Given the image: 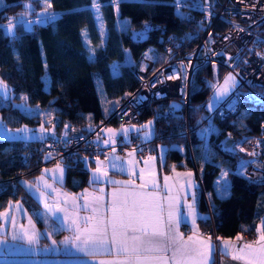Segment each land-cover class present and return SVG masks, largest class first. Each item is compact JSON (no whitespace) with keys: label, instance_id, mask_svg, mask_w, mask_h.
Wrapping results in <instances>:
<instances>
[{"label":"trees","instance_id":"trees-1","mask_svg":"<svg viewBox=\"0 0 264 264\" xmlns=\"http://www.w3.org/2000/svg\"><path fill=\"white\" fill-rule=\"evenodd\" d=\"M193 1L119 0L113 3L98 0L101 36L93 0H0V78L6 82L9 92L6 97L0 96V118L10 127L36 126L42 122L40 117L27 112L49 106L55 112L56 120L51 125L55 131L63 129L65 124L85 129L109 114L107 124H119L113 110H108L137 86L139 80L133 66L141 53L155 59L163 57V43L157 38L158 33H174L176 47L181 49L193 46L202 36L199 14L194 11L193 16L188 15ZM205 1L218 6L216 0ZM45 2L50 4V9L58 10L52 14L54 19L45 18L42 22L26 19L39 12ZM22 17L25 21H19ZM146 20L154 24L143 27ZM10 24L14 29L11 34L6 28ZM223 28L224 22L217 20L206 41ZM241 58L239 55L232 64H239ZM226 69L217 63L201 65L193 73L187 101L171 95L151 99L140 107L136 123L151 120L150 138L157 146V156L161 153V167L168 162L193 167L199 187L197 203L202 213L198 223L202 228L210 224L209 207L218 234L233 236L244 227L253 234L257 225L261 227L264 223V173L250 178L236 169L252 160L237 147L244 135L258 132L259 118L264 115V99L248 94L234 115H208L206 101L213 83ZM19 99L28 107L22 109L13 103ZM169 106L174 112L163 115ZM210 117L219 128L210 133L208 156L200 170L203 137L198 127ZM33 140L35 137L25 140L0 136V207L9 199H19L24 210L36 219L40 204L20 177L39 172L50 161L42 151L36 150L29 158H22L25 142ZM211 158L228 164L229 193L225 196H218L214 191L213 182L221 165ZM61 163L67 188L77 190L88 183L89 170L83 159Z\"/></svg>","mask_w":264,"mask_h":264},{"label":"built area","instance_id":"built-area-1","mask_svg":"<svg viewBox=\"0 0 264 264\" xmlns=\"http://www.w3.org/2000/svg\"><path fill=\"white\" fill-rule=\"evenodd\" d=\"M111 2L116 3V0ZM216 2L218 6L205 0H194L191 3L192 9L188 15L193 16L194 11H197L203 25L202 36L196 44L181 49L176 47L174 33L161 31L157 38L163 43V57L155 59L144 52L139 55L133 66V72L139 82L112 111L120 124L128 126L136 123L140 118V107L147 105L156 97L180 96L187 101L193 73L206 63L226 66L237 79V84L208 115L213 113L227 117L234 115L248 94L264 99V0H216ZM217 20L224 22V28L218 30L207 42V34ZM153 24L154 21L146 20L142 26ZM239 55L242 57L239 64L233 65L231 61ZM173 112L169 106L163 115L168 116ZM109 115L101 118L97 124L87 125L85 129L65 124L68 127L64 126L60 131L52 128L40 132L35 140L25 142L21 151L22 158H29L36 150L42 151L48 161L67 162L72 159L101 157L106 164L113 149L116 154L133 149L141 158L157 154L154 141L141 137L138 132L129 131L127 135L115 133L112 137L113 143H105L102 128L107 124ZM186 132L188 135V126ZM237 148L240 152L250 155L260 169L264 170V115L259 118L258 132L244 135ZM207 208L210 224L204 227V231L211 237L217 263L221 237L214 228L210 209ZM251 236L246 227L242 228L236 238L237 244Z\"/></svg>","mask_w":264,"mask_h":264},{"label":"snow or ice","instance_id":"snow-or-ice-1","mask_svg":"<svg viewBox=\"0 0 264 264\" xmlns=\"http://www.w3.org/2000/svg\"><path fill=\"white\" fill-rule=\"evenodd\" d=\"M119 3V0H116ZM92 6L99 13L100 5L98 0H93ZM30 7V5H25ZM50 7V4H48ZM47 20L55 17L44 13ZM42 22V21H41ZM30 27V25H29ZM9 33H13L14 29L11 24L8 29ZM173 77H169L171 79ZM229 82L234 83V78L229 75L226 78L225 85ZM7 86L0 81V90H6ZM221 93L227 91V88H221ZM151 122L144 125V128H150ZM65 127H68L67 125ZM23 132L26 129H20ZM41 131H44L43 126ZM110 139L105 143H113L111 137L115 135L113 130H107ZM122 131H127L123 129ZM150 135V133H146ZM115 149H113V152ZM129 155H132L130 153ZM117 160L119 157L116 158ZM148 157V161L153 160ZM87 163V158H85ZM111 163V162H110ZM133 167L135 162H131ZM148 163L147 161L145 162ZM97 167L93 172L94 183L101 182V177H107L108 172L104 169V165L98 159ZM111 167L116 168L115 163H111ZM149 169L151 165H148ZM54 171L63 173L64 169L57 164ZM144 169H141V173ZM134 175V172H129ZM181 175V174H177ZM191 178L192 173L183 174ZM143 181L138 188L134 181L127 183L123 181H109L113 185H118L111 192V200L107 206L106 212L101 211L102 196H95L92 204L87 200L83 208L90 211V215L81 217L79 215L80 207L75 198L65 200L64 204L69 207L59 206V202L54 206L45 203V208L53 215L55 213H63V219L68 222L70 230L74 233L73 238L63 241V244H71L76 251L83 253L85 256H95L101 252L110 253L115 250L117 256H124L123 260L101 261L100 264H209L206 257L211 250L210 237L205 240L199 238V234L195 232L188 240H184L179 233L181 223L187 222V216L181 211V200L183 199V207L187 210V215L192 216V225H195L198 218L195 213V194L191 193L192 202L188 203V189L192 187L191 180L186 185L175 187L169 186L167 181L170 177H165L163 188L165 194H161L157 187L155 179L151 180V188L153 191H145L149 186V181L144 180L143 175L140 176ZM45 187H51L45 182ZM175 187V191L173 190ZM101 193L104 192L100 188ZM183 194V195H182ZM260 233L256 245H244L238 252L234 251L233 259L245 261L246 264H264V223L257 229ZM14 240L17 234H13ZM21 239L26 238L29 245L38 243L39 234L27 232ZM239 239V238H238ZM55 241H53V244ZM228 248H233L231 242H225V254ZM171 251V256L167 252ZM210 264H215L211 261Z\"/></svg>","mask_w":264,"mask_h":264},{"label":"crops","instance_id":"crops-1","mask_svg":"<svg viewBox=\"0 0 264 264\" xmlns=\"http://www.w3.org/2000/svg\"><path fill=\"white\" fill-rule=\"evenodd\" d=\"M151 137V135H150ZM149 137V138H150ZM29 138V137H26ZM25 138V139H26ZM148 138V137H147ZM109 138L106 139L108 141ZM132 153V155H129ZM153 157L154 159L148 161V157ZM119 157L117 160L116 158ZM96 158L101 161L107 168H108V175L107 177H101V182L94 183V177H91L90 172L88 171V183L83 187L72 190L67 188L64 185V175L63 181L61 182V186L63 187L64 194L66 191H73L74 196L70 194H66L60 202L61 207H69V205H65V200H71L75 198L77 193H80L81 196L85 195V188L88 187L92 189V192L89 194L90 200L89 203L92 204L93 198L95 196H102L103 199L101 201V211L106 212L107 206L111 200V192L114 190L115 187L118 185H113L109 181H123L125 183L129 181H134L135 185L139 188L143 181L140 179V176L143 175L144 180L149 181V186L145 188V191H153L151 188V180L155 179L158 189L160 190L161 194H165V189L163 188L165 184V177H170L167 181L169 186L180 187L186 185L189 179L191 180L192 187L188 189L189 195L187 202L191 203V193L195 194V213L197 216H200L202 213L198 208V195H199V187L196 173L193 167L186 165H175V163L168 162V164L164 167H161V163L159 162L160 158L157 154H150L144 158L137 156L133 149H127L123 154H116L115 152L111 153L108 156L107 163H104V160L101 157H92L87 158L89 164H96ZM85 163V159H83ZM148 162L147 164L145 162ZM116 164V168L111 167V163ZM131 162L134 163V167ZM255 167L260 171L259 177L264 173L260 167L258 166L257 162L251 160ZM249 162V163H250ZM248 163V164H249ZM248 164H246L248 166ZM148 165H151L149 169ZM104 166V167H105ZM202 168V167H201ZM200 168V170H201ZM141 169H144V172L141 173ZM172 169H187L184 173L183 172H171ZM89 170V169H88ZM134 172V175H129V172ZM192 173L191 178L186 175V173ZM219 173V171H218ZM218 173L215 176L213 187L214 191L218 196H225L229 193V181L226 186L222 184L219 185L217 182L218 180ZM256 174V172H252ZM181 174V175H177ZM227 175V171H226ZM30 181H32L35 177L29 176L27 177ZM228 179V177H227ZM25 185V183H23ZM26 186V185H25ZM174 187V191H175ZM27 188V186H26ZM100 188L104 189V192L101 193L99 191ZM28 189V188H27ZM32 196L38 201L40 204L38 209L36 210L35 217L31 215L28 211L24 210L21 202H13V209L8 210L5 213V218L2 216L1 211L3 210L0 207V263H21V264H100L101 261H111V260H123L124 256H117L115 250H112L110 253L101 252L99 255L95 256H85L83 253H80L75 250V248L71 244H63L62 242L65 241L66 238L72 239L74 233L70 230V226L68 222H65L63 219V213H55L53 215L45 208V204L43 203L41 197L39 195L33 193L31 189H28ZM31 190V191H30ZM183 195V194H182ZM77 204L80 207L79 215L81 217L90 215V211L85 210L83 208L84 203L82 202V198L78 197L75 198ZM8 203V202H7ZM183 199L181 200V211L187 216V222L181 223L179 226V233L182 235L184 240H188L189 237L193 236L194 230L199 234V238L207 240L210 236L204 231V228L199 225L198 218L196 219L195 225H192V216L187 215V210L183 207ZM7 205V204H6ZM6 205L4 208H6ZM52 206V205H50ZM29 219V220H28ZM39 220V221H38ZM28 231H27V229ZM12 232L10 233V231ZM27 232L31 235L33 232L39 234L38 243L29 245L27 239H21L19 237L23 236L24 233ZM17 234V239H13V234ZM221 237L220 243V253L218 262H215V257L213 253V245L212 240L210 239L211 243V250L209 251L206 260L214 261L215 264H220L222 258L229 257L233 258V254L231 253V248L227 249V253L225 254V242H231L232 245L239 247L242 243L237 244L236 238L238 237V233H236L235 237L230 238L228 236H224L219 234ZM255 237V232L252 234L251 238L245 240L247 242H253L252 239ZM211 238V237H210ZM53 241L55 243L53 244ZM254 243V242H253ZM167 255L171 256V251L167 252ZM243 262V261H242ZM246 264V262H243ZM171 264V262H170Z\"/></svg>","mask_w":264,"mask_h":264},{"label":"rangeland","instance_id":"rangeland-1","mask_svg":"<svg viewBox=\"0 0 264 264\" xmlns=\"http://www.w3.org/2000/svg\"><path fill=\"white\" fill-rule=\"evenodd\" d=\"M44 5L45 6H43L41 8V10H39V12L35 13L34 15L27 16L26 19L31 20V22L32 21L38 22V21H44V19L46 18L45 15H42L44 13H47L49 15H52V14L55 15L56 14V13H54L55 12L54 10H52L48 7L47 2H45ZM94 13L98 19L97 23H98L99 29L101 30V36H102L103 28H102V20L100 17V13H97L95 9H94ZM22 18L23 19H19V21H25L24 17H22ZM28 18H30V19H28ZM26 24L30 25V21H27ZM6 28L9 29V26H6ZM229 75H231L234 78L235 82L234 83L229 82L228 85L226 86L225 81ZM0 81H2L3 84L7 86L6 82L3 81L1 78H0ZM236 84H237L236 77L233 75V73L230 71V69H226V71L224 72L222 77L219 80H215L213 83L212 92L206 101V108H207L206 113L208 114L211 110H213L217 106V104L226 96V94ZM225 87L227 88V91L222 94L220 89L225 88ZM8 93H9L8 87L6 88V90H0V96H2V97H6L8 95ZM120 101L116 104V106H112L108 111L114 110L118 106ZM13 103L19 105L22 109H25L28 107V104L25 103L22 99L14 100ZM35 108L36 109H30L27 112V114L40 117V120L42 122H40L36 126H30V125H26V124L24 125L23 124L19 127H10V126L6 125L2 121V119L0 118V136H3V137H21L24 139L26 137H29L26 139H30L33 137H37L38 133L42 132L41 131L42 126L44 128L43 132H45L46 130L52 129L51 125H52V123H55V120H56L55 116L53 114V113H55L53 107L48 106L45 108H37V107H35ZM149 122H151V120L147 119L142 123H133V124L128 125V126L122 125L120 123L117 125L106 124L102 128L103 134H104V141H106L107 138L110 139L109 133L107 131L109 129L113 130L114 133H122L124 135L129 134V131L138 132L141 135V137H144V138L148 137L149 138L151 133H152V122H151L150 128L146 129L143 127L144 125H148ZM122 128L127 129V131L126 132L122 131ZM218 128H219L218 124L215 121H213V119L211 117L207 118L204 121V123L198 127V132L203 137L201 144H200V148H201L200 154H202V158H203L201 160V163L199 166L200 168L203 166V163L205 161L204 159H206L208 156V144H209L210 133L215 131V130L217 131ZM20 129H26V131L21 132V131H19ZM146 133H150V135H146ZM111 139H112V137H111ZM45 154L47 156H49L47 153H45ZM158 156L161 157V153H159ZM97 159L98 158H96V160ZM211 159L214 161H217L221 165V168H220L219 173H218V179H217L218 181L217 182L219 183V185L222 184L223 186H226L228 184V179H227V175H226L228 164L224 163L221 160H215L214 158H211ZM57 164H59L60 167L64 169V165L61 162L50 161L39 172H36L35 174L31 175V176L35 177L32 181H30L26 176L20 177L21 182L25 183L27 188L31 189L33 191V193L39 195V197H41L44 204L48 203L49 205H52V206L56 205L57 202H59V206H60V204H61L60 202H62V199L64 198V196L66 194H70V195H72V197L74 196L73 191H69V192L66 191V193L64 194V191H63L64 189L61 186V182L63 181L62 179H63L64 171H63V173H60L58 171H54L57 168ZM85 164L87 165V167L89 169L91 177H93V172L95 171L97 164H95V165L89 164L88 161H87V163L85 162ZM236 169L245 173L250 178H257L260 175L259 174L260 171L255 167V165L252 162H250L248 164V166L245 164L244 167L242 165V167L238 166ZM102 170H107V172H109L108 168L106 166ZM186 170L187 169H172L171 172L176 171V172H183L184 173ZM261 170L264 172L263 169H261ZM252 172H256V174H253ZM45 182L48 185H51V187H45ZM84 191H85V195L81 196L80 193H77L75 195V198L81 197L83 203H85L86 200L89 202V200H90L89 194L92 192V189L86 187ZM227 191H229V190H227ZM13 202H19V201L15 200V199H9L8 203L6 205V208H4L5 206L2 207L3 210L1 211V214L4 218H5V213L8 210L13 209V205H12ZM19 204H20V202H19ZM259 228H260V226L257 225L256 230H255V237L252 239V241L254 243L244 241L242 243V245L239 247L235 246V244H234V249L231 248V253L233 254L234 251L238 252L239 249L243 248L244 245H246V244H251V245L255 246L256 242L258 241L259 236H260V233L257 230ZM27 231H28V229H27ZM11 232H12V230L10 231V233ZM228 237L233 238L235 236H233V237L228 236ZM240 261H242V260H240Z\"/></svg>","mask_w":264,"mask_h":264},{"label":"water","instance_id":"water-1","mask_svg":"<svg viewBox=\"0 0 264 264\" xmlns=\"http://www.w3.org/2000/svg\"><path fill=\"white\" fill-rule=\"evenodd\" d=\"M228 144V142H225V145ZM226 262H228L229 264H244L242 261L240 260H235L233 258H222L220 261V264H227Z\"/></svg>","mask_w":264,"mask_h":264},{"label":"flooded vegetation","instance_id":"flooded-vegetation-1","mask_svg":"<svg viewBox=\"0 0 264 264\" xmlns=\"http://www.w3.org/2000/svg\"><path fill=\"white\" fill-rule=\"evenodd\" d=\"M227 264H229L228 262H226Z\"/></svg>","mask_w":264,"mask_h":264}]
</instances>
